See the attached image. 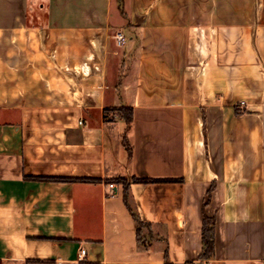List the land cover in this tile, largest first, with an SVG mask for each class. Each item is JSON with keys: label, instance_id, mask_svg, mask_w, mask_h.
I'll use <instances>...</instances> for the list:
<instances>
[{"label": "crops", "instance_id": "crops-1", "mask_svg": "<svg viewBox=\"0 0 264 264\" xmlns=\"http://www.w3.org/2000/svg\"><path fill=\"white\" fill-rule=\"evenodd\" d=\"M263 259L264 0H0V264Z\"/></svg>", "mask_w": 264, "mask_h": 264}, {"label": "trees", "instance_id": "trees-1", "mask_svg": "<svg viewBox=\"0 0 264 264\" xmlns=\"http://www.w3.org/2000/svg\"><path fill=\"white\" fill-rule=\"evenodd\" d=\"M122 1V0H120ZM120 113L123 115L124 119L126 120L127 123L131 122L132 119V108L131 107H121L119 109ZM236 111L238 113H240V109H236ZM107 115V113H106ZM44 179H48V180H72L71 178L68 177H59V178H55V177H50V178H44ZM117 181L123 182L124 184V201L130 211V213L132 214V216L134 217V219L137 222V231H138V239L140 240L142 238L141 235V230L143 227H150L149 223H146L142 220H140V218L138 217V215L136 214V212L134 211V209L132 208V206L129 203L128 200V193H127V188L128 185L131 182H156V181H166V180H172V179H162V178H151V177H131V178H118L116 179ZM213 189V185L210 186V188L208 189V194H210L211 190ZM203 225H202V243H203V252H202V257H209L214 249V220L212 217L207 216L205 213H203ZM165 264H172L169 261H166Z\"/></svg>", "mask_w": 264, "mask_h": 264}, {"label": "built area", "instance_id": "built-area-1", "mask_svg": "<svg viewBox=\"0 0 264 264\" xmlns=\"http://www.w3.org/2000/svg\"><path fill=\"white\" fill-rule=\"evenodd\" d=\"M115 39H116V42H117L118 45H122L126 41V36L121 31H118L115 34ZM244 104H245L244 101H239L235 105V107H236V109H241L242 106H244ZM109 186L112 187L113 183H109ZM85 257H86V249L82 247V248H80V250L78 252L77 260L80 261V262H83V261H85ZM91 264H97V263H91ZM206 264H211V263H206ZM253 264H264V259L260 260V261H257V262H255Z\"/></svg>", "mask_w": 264, "mask_h": 264}, {"label": "rangeland", "instance_id": "rangeland-1", "mask_svg": "<svg viewBox=\"0 0 264 264\" xmlns=\"http://www.w3.org/2000/svg\"><path fill=\"white\" fill-rule=\"evenodd\" d=\"M115 9V8H114Z\"/></svg>", "mask_w": 264, "mask_h": 264}]
</instances>
